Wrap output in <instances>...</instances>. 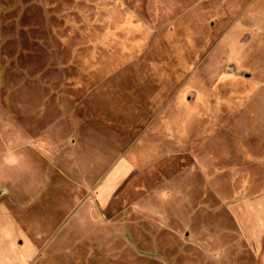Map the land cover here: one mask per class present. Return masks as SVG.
Here are the masks:
<instances>
[{
    "label": "rangeland",
    "instance_id": "obj_1",
    "mask_svg": "<svg viewBox=\"0 0 264 264\" xmlns=\"http://www.w3.org/2000/svg\"><path fill=\"white\" fill-rule=\"evenodd\" d=\"M262 118L264 0H0L21 264H259Z\"/></svg>",
    "mask_w": 264,
    "mask_h": 264
},
{
    "label": "crops",
    "instance_id": "obj_2",
    "mask_svg": "<svg viewBox=\"0 0 264 264\" xmlns=\"http://www.w3.org/2000/svg\"><path fill=\"white\" fill-rule=\"evenodd\" d=\"M260 122L264 125V118ZM251 132L264 137V126L253 128ZM6 193V189H0V264H21L34 246L20 215L3 201ZM255 198H250L252 205H255ZM261 215L260 221L256 222L254 219L245 220L240 211L237 214L244 238L257 252L259 264H264V202L261 204Z\"/></svg>",
    "mask_w": 264,
    "mask_h": 264
}]
</instances>
